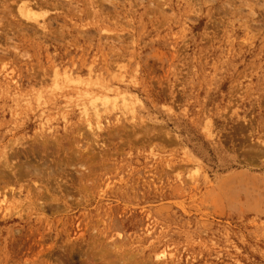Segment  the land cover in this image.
<instances>
[{"label":"rangeland","instance_id":"rangeland-1","mask_svg":"<svg viewBox=\"0 0 264 264\" xmlns=\"http://www.w3.org/2000/svg\"><path fill=\"white\" fill-rule=\"evenodd\" d=\"M44 1L0 0V264H264V0Z\"/></svg>","mask_w":264,"mask_h":264},{"label":"bare ground","instance_id":"bare-ground-1","mask_svg":"<svg viewBox=\"0 0 264 264\" xmlns=\"http://www.w3.org/2000/svg\"><path fill=\"white\" fill-rule=\"evenodd\" d=\"M49 2V0H45L44 3L47 4ZM25 9H30L29 7L26 8V6L22 9L23 13L26 14L29 18H35V15L29 11V10H25ZM44 26V25H43ZM66 77H68L66 75ZM70 77V76H69ZM59 77H57V74L54 73V76L52 78V81L54 82V84H57V81H58ZM115 92L117 94H121L123 97H125V91L124 90H121V89H115ZM125 106V105H124ZM126 107V106H125ZM81 112L83 113V115L85 116V120L87 121V125H88V128H93V120L96 122V127H101L99 125V122H100V112H99V108L96 106V104H87V103H83V106H82V109H81ZM133 116V114H132ZM47 140L46 139H42L41 142L42 143H45ZM40 147H44V146H40ZM43 150V149H42ZM7 161V162H6ZM8 164V160H5V163L4 165H7ZM38 163H25V167H28V171H29V175L30 176H33L35 175L36 179H33V182H35L36 180H40V184H37L36 187L37 188H41L43 189L42 192L44 193H41L42 196H39L41 198H36V199H44L42 201V203L46 202V200L50 199V200H53V199H57L55 196H54V192H53V188L49 185V181L48 179H46V181L43 183L42 181L45 180L44 179V174L43 172H45V175L46 174H49L50 176L54 177L52 174H54V169H50L51 166H49V164H47L46 162H43L40 166H37ZM57 165V164H56ZM60 166V165H59ZM58 166V167H59ZM23 176V175H22ZM55 178V177H54ZM53 178V180H55ZM21 185V184H20ZM50 188V189H49ZM12 194V193H11ZM3 198H1V201H6L7 200V197L5 196V193L3 194ZM41 203V204H42ZM164 252H161V255H163Z\"/></svg>","mask_w":264,"mask_h":264}]
</instances>
